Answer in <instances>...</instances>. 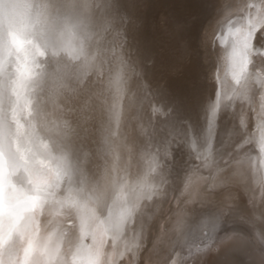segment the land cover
Instances as JSON below:
<instances>
[{
	"label": "bare ground",
	"instance_id": "obj_1",
	"mask_svg": "<svg viewBox=\"0 0 264 264\" xmlns=\"http://www.w3.org/2000/svg\"><path fill=\"white\" fill-rule=\"evenodd\" d=\"M246 2L264 10L261 0ZM87 3L94 67L74 73V61L39 57L37 73L43 70L45 77L33 99L42 101L52 125L66 133L70 157L79 160L72 187L83 182L100 197L101 203L89 205L95 214L90 231L108 227L107 213L99 209L111 203L114 180L133 185L148 173L156 193L140 201L118 239L104 234L100 264H209L215 255L222 257L218 264H264V225L251 228L237 217L227 189L217 197L207 190L212 176L207 160L217 145L238 135L264 142V17L255 8L241 12L244 0H225L220 25L210 21L204 0ZM253 22L255 39L242 53ZM174 101L182 102L176 111ZM213 109L212 137L203 146L191 144L193 114L208 125ZM253 177L264 193V155ZM65 186L57 189L58 197ZM64 212L52 218L67 232L75 223L79 236V217ZM93 243L84 236L85 246Z\"/></svg>",
	"mask_w": 264,
	"mask_h": 264
},
{
	"label": "snow or ice",
	"instance_id": "obj_2",
	"mask_svg": "<svg viewBox=\"0 0 264 264\" xmlns=\"http://www.w3.org/2000/svg\"><path fill=\"white\" fill-rule=\"evenodd\" d=\"M204 3L210 21L220 25L225 0ZM253 8L264 17V10L246 0L240 11ZM90 11L87 0H0V264H100L104 234L111 232L118 239L140 209V201L156 195L148 173L133 185L114 180L111 203L105 201L99 209L101 214L107 213L108 227L99 234L90 231L95 214L89 205L101 203L100 197L83 182L72 187L73 178L80 174L79 160L70 157L64 143L66 133L52 125L42 101L33 99L45 77L43 70L37 73L39 57L74 61V73L94 67ZM255 31L253 22L242 53L252 47ZM261 37L264 47V33ZM113 83L119 91L118 76ZM181 106L182 102L174 101L173 111ZM215 115L213 109L209 130ZM62 183L65 190L58 197ZM64 210L68 217L73 213L79 217V236L75 223L67 233L59 224L47 231L49 217H59ZM86 235L94 241L90 246L83 244Z\"/></svg>",
	"mask_w": 264,
	"mask_h": 264
},
{
	"label": "rangeland",
	"instance_id": "obj_3",
	"mask_svg": "<svg viewBox=\"0 0 264 264\" xmlns=\"http://www.w3.org/2000/svg\"><path fill=\"white\" fill-rule=\"evenodd\" d=\"M233 96H237L236 92L235 93H232ZM233 137V136H232ZM236 137V136H235ZM258 138V137H257ZM235 139V140H233ZM231 140H225L223 143H220L219 145H217V147L213 150V153H212V159L210 158L209 160H207V163H209V166H210V174H208L209 176V182H208V193L213 196H218L219 194H221L222 192H224V190H226V192L228 193H231V199H234V200H229V203L231 204H234L235 205V209H234V213L236 214L237 217H239L241 220H243V222L250 226L251 228H256V227H259L260 225H264V193L263 192V189L262 187L255 183V179L253 177V171L255 172V168L262 163L263 161V153H264V148H263V144L264 142L261 141L260 139H256L254 140V138H249V137H246V136H243V135H238V138H233ZM260 140V141H258ZM242 141V142H241ZM230 144V147H229V144L227 145L226 143ZM259 142V143H258ZM262 142V143H261ZM225 143V144H224ZM234 143V144H233ZM253 143V144H252ZM232 144V145H231ZM240 144V145H239ZM251 144H252V147L254 148H251ZM262 145V146H261ZM247 149H245L244 148ZM257 146H260V148ZM228 149H227V148ZM225 148V149H224ZM232 148V149H231ZM238 148V149H237ZM242 148H244L242 150ZM218 149V150H216ZM219 150H222V151H219ZM224 150V151H223ZM229 152H228V151ZM236 152H233L235 151ZM242 150V151H241ZM262 150V151H260ZM226 151V153H225ZM234 153V156L232 155ZM240 153H237L239 152ZM244 151V152H243ZM251 151V152H250ZM218 152V153H217ZM223 155L220 156L219 153H221ZM228 152V153H227ZM255 152V153H254ZM262 152V153H261ZM235 153H237L238 155H235ZM242 153L244 155H242ZM248 153V154H246ZM253 153V154H252ZM259 153V154H257ZM216 154V155H215ZM218 155V157H216ZM250 154V155H249ZM229 155H231L229 157ZM249 155V156H248ZM253 155V156H252ZM258 156L257 157H255ZM262 155V156H261ZM238 156V157H237ZM246 156V157H245ZM221 157V158H220ZM229 157V158H227ZM251 159H249V158ZM226 158V159H225ZM235 158V159H234ZM255 158H257L256 160H254ZM216 159V160H215ZM223 159V160H222ZM237 159V160H236ZM242 159V160H241ZM245 159V160H244ZM249 159V160H248ZM211 160V161H210ZM220 162H219V161ZM237 161V162H234V161ZM254 160V161H252ZM262 160V161H261ZM216 161V162H215ZM222 161V162H221ZM228 161V162H227ZM231 161H233L231 163ZM241 161V162H240ZM243 161V162H242ZM251 161V162H250ZM257 161V162H256ZM223 162H224V166H223ZM250 162V163H249ZM260 162V163H259ZM215 163V164H214ZM231 163V164H230ZM237 163V164H236ZM240 163V164H239ZM242 163V164H241ZM254 163L257 165H254ZM259 163V164H258ZM213 164V165H212ZM219 164V165H217ZM220 164H222L220 166ZM236 164V166H235ZM239 164V165H238ZM252 164V165H251ZM246 165V167H245ZM251 165V166H250ZM254 165V166H253ZM243 167V168H240V167ZM249 166V167H248ZM214 167V168H213ZM245 167V168H244ZM255 167V168H254ZM248 168V169H247ZM249 168L251 170H249ZM240 169V170H239ZM246 169V170H245ZM243 170V171H242ZM251 171V172H250ZM218 176H216L218 173ZM213 173V174H212ZM249 174V176H248ZM250 178V180H249ZM253 180V181H252ZM253 183H252V182ZM253 185H252V184ZM228 185V186H227ZM258 185V186H257ZM233 186V187H232ZM248 186V187H247ZM236 187V189H235ZM243 187V188H242ZM258 187V188H257ZM251 188V189H250ZM260 188V189H259ZM218 189V190H217ZM231 189V190H230ZM258 189V190H257ZM220 190V191H219ZM230 190V191H229ZM233 190V191H232ZM217 191H218V194H217ZM258 191V193H257ZM262 191V192H261ZM251 192V193H250ZM253 193V195H252ZM261 193V194H260ZM239 195V196H238ZM216 196V197H217ZM261 196V197H260ZM237 197V198H236ZM240 198V199H238ZM259 198V199H258ZM262 198V199H261ZM247 199V200H246ZM258 199V200H257ZM235 201V202H234ZM245 203H244V202ZM260 201V202H259ZM249 202V203H248ZM255 202V203H254ZM254 203V206L252 204ZM250 204V205H248ZM260 204V208L258 209L259 205ZM239 205V206H238ZM263 207H262V206ZM249 207V208H248ZM245 208V209H244ZM250 208H254L253 210L250 209ZM250 209V211H249ZM257 209V210H255ZM252 210V211H251ZM260 212V213H259ZM263 212V213H262ZM254 219V220H253ZM44 220V218H43ZM49 221L50 223H48V226H47V231H49L51 228L57 226V223H56V219L55 218H52V216L49 217ZM44 223V222H43ZM43 226V224H42ZM71 229V228H69ZM263 232H264V227L262 228ZM64 232L67 233L66 230H64ZM263 238H264V234H263ZM54 240H55V237H54ZM64 248V245L63 243L61 244V249L63 250ZM222 257L220 255H215L213 256L210 260H209V264H218L220 259ZM77 264H79V261H77Z\"/></svg>",
	"mask_w": 264,
	"mask_h": 264
},
{
	"label": "water",
	"instance_id": "obj_4",
	"mask_svg": "<svg viewBox=\"0 0 264 264\" xmlns=\"http://www.w3.org/2000/svg\"><path fill=\"white\" fill-rule=\"evenodd\" d=\"M197 1V0H193ZM191 111H195L190 109ZM195 113H197L195 111ZM194 113V114H195ZM193 114L192 120L194 121L193 123L190 124V129H188V138L190 137L191 139V144L197 142L198 145H205L208 142L209 139V134L212 137V133H210V130L208 128V125L203 123L197 115ZM196 144V143H195ZM194 147V146H193Z\"/></svg>",
	"mask_w": 264,
	"mask_h": 264
}]
</instances>
